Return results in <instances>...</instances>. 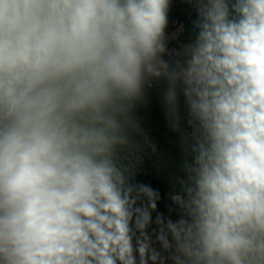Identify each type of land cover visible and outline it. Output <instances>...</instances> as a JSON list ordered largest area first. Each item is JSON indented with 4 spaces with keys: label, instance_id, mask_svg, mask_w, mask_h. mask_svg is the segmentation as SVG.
<instances>
[{
    "label": "rangeland",
    "instance_id": "obj_1",
    "mask_svg": "<svg viewBox=\"0 0 264 264\" xmlns=\"http://www.w3.org/2000/svg\"><path fill=\"white\" fill-rule=\"evenodd\" d=\"M35 4L39 6V20L42 22L47 24L50 20L62 19L54 4H48L45 0L42 3L35 1ZM172 7L176 12L173 28L137 50L145 86L149 82L154 84L156 78L161 76L190 85L205 81L214 74L210 56L191 33L194 28L200 27L201 17L218 8V0H176ZM17 52L16 64L23 55L20 45ZM246 57L241 49L235 53V61L229 70L231 80L220 86L219 90H214L207 104L202 106V111L206 113L205 122L194 130L196 137L206 139L202 146L207 164L196 168L201 178L211 177V174L217 177V174L228 170L225 163L211 160L213 148L210 137L215 130L242 132L245 145L255 149L247 132L253 102L262 103L264 94L251 95L235 79L241 76ZM5 88L14 102L18 91L16 77L8 81ZM82 113L89 115L90 121H109L105 108L95 114L81 106H74L70 110L67 123L59 133V141L50 149L47 163L55 178L54 183L49 185L47 195L50 205L47 220L37 211L40 194L35 190V185L19 182L14 173L17 153L30 149L25 129L18 122L0 125V145L5 141L12 145L7 172L0 162V207L3 212L13 211L0 214V237L15 245L21 241L27 242L23 251L9 247L8 253L17 254L19 258V253H37L39 264H52L58 238L50 240L43 236L34 244L31 242L30 228H27L32 224L23 220L19 229L20 215H28V211L32 210L38 213L39 226L50 229L68 225L73 236L80 231V241L74 238L71 243L76 252V264H237L243 258L242 250L256 251L264 246L263 219L254 214L253 209L245 210L248 187L249 193L253 194L251 185H247L253 173L249 163L239 166L238 183L232 182L233 187L222 198L219 192L213 195L200 193L201 221L195 223L186 211L179 221L165 220L157 209L161 203L169 202L170 193L174 190L172 184H167L176 171L173 147L163 146L166 149L164 159L138 165L118 150L113 151L117 155L116 160H103L101 151L105 144H101L97 158L88 160L91 177L80 178L81 161L75 157L73 142L81 136L77 130L75 133L71 124L83 121L80 119ZM103 141L105 143V138ZM146 147L154 148L151 144H146ZM10 176L14 178L10 179ZM23 191H28V196L22 195L25 194ZM13 192L26 199L28 203L23 204L25 208L10 206L8 197ZM187 195L193 199L192 190ZM140 199L145 206L150 203L155 207L156 213L150 222L144 219L142 210L135 204ZM172 201L174 205L184 203L180 196H173ZM22 209L26 211L22 212Z\"/></svg>",
    "mask_w": 264,
    "mask_h": 264
},
{
    "label": "trees",
    "instance_id": "obj_2",
    "mask_svg": "<svg viewBox=\"0 0 264 264\" xmlns=\"http://www.w3.org/2000/svg\"><path fill=\"white\" fill-rule=\"evenodd\" d=\"M35 1L33 0L34 3ZM42 1L40 0L41 3ZM45 1L55 5L56 9L60 11L61 20L70 17L86 29L91 27L113 49L116 47L119 37L123 35H133L134 47L137 50L142 49L146 44L173 28L176 15L175 7H171V13L166 24L155 14L151 17H145L142 15V10L136 8L137 0ZM146 2L154 3L158 0H146ZM62 5L63 7H61ZM52 15L54 16V12ZM117 17H129L128 27L117 26L114 28L113 22L116 21ZM143 20H147L146 26L140 23ZM247 20L245 0H218V8L201 17L199 20L200 27L194 28L191 33L210 56L214 74L205 81L190 85H183L180 81L169 80L165 76H161L156 78V82L152 84V88L149 90L152 104L141 113V120L152 130L162 146L173 147L172 153L175 156L176 171L173 173V178L169 182L167 181V184L174 186V190L170 193L169 202L161 203L157 209L159 215H163L165 220L179 221L186 211L195 223L201 221L200 193L213 195L219 192L222 198L224 193L233 187V184L239 179V166L249 163L253 168V173L247 185H251L253 194L249 193L248 187L245 210L248 212L249 208L253 209V213L257 214L264 222V100L258 104L253 102L251 123L247 132L255 149L245 145L244 133L217 129L210 137V145L213 148L211 160L217 159L222 164L225 163L228 170L217 174V177L211 174V177L204 178L199 177L196 172L198 166L205 165L208 161L203 154L202 146L206 139L200 136L196 137L197 134L194 131L196 126L205 122L203 120L206 118V113L202 111V106L207 104L209 96L214 90H219L220 86H224L231 80L229 70L232 68L231 63L235 61V53L241 49L240 39L246 34ZM188 28L191 29V27ZM19 45L21 46L19 39L9 38L6 41L0 34V68L4 65L6 53L9 65L13 67L16 65L15 62L19 55L17 47ZM253 62H255V58L247 56L243 61L241 76L235 77V79L238 80L239 86L247 88V92L251 95L255 93L264 94V73H261V78L257 80L256 74L250 71ZM14 77L11 72L7 79L0 77V89H4L7 82L13 80ZM105 112L106 117H109L106 108ZM80 119L83 121H78L79 123L76 122L75 125L71 124V127L73 126L75 133L77 130L81 136L73 142V147L75 157L81 161L79 176L83 178L92 175V171L89 169L91 164H88V160H94L100 154L99 145L105 144L101 151L103 160L106 158L116 160L117 155L113 153L115 150L111 144L109 121L108 123L90 121L89 115L84 113ZM13 178L10 176V179ZM190 190L193 191V199L187 195ZM23 192L25 194L22 195L28 196V191ZM17 194L16 192L10 194L8 203L10 206L25 208L24 206L28 202L26 199H22V195ZM173 196L182 197L183 205H174ZM135 204L142 210L144 219H148L147 221L150 222V219L153 218L152 215L156 213L155 207L150 203L145 206L141 199ZM25 211L22 209V212ZM6 212L13 211L10 209ZM6 212H3L2 207H0V214ZM37 214L33 210L28 211V215L22 213L18 219L19 229L23 225V220L32 224V227L28 225L27 228H30L31 242L34 244H37L43 236L50 240L57 237L56 255L53 256L52 264H76V252L71 243L74 238L77 239H75L76 241H80L82 236L80 231H76L73 236L68 225L50 229L45 228L44 225L39 226ZM9 245L10 247L14 246L12 249L23 251L27 242L21 241L18 245L9 243ZM11 253L8 255L14 264H20L22 261L23 264H39L37 253H19L22 259L17 254ZM32 260L36 262H32Z\"/></svg>",
    "mask_w": 264,
    "mask_h": 264
},
{
    "label": "clouds",
    "instance_id": "obj_3",
    "mask_svg": "<svg viewBox=\"0 0 264 264\" xmlns=\"http://www.w3.org/2000/svg\"><path fill=\"white\" fill-rule=\"evenodd\" d=\"M174 3L176 0H137L136 8L142 10L143 16L155 14L166 24ZM245 3L248 20L240 45L244 55L255 58L250 71L259 80L264 73V0ZM39 15V6L33 0H0V34L6 41L19 39L23 50L14 67L9 65L6 53L0 68V77L7 79L11 72L18 87L14 102L6 88L0 89V125L18 122L25 129L30 149L17 153L14 173L19 182L35 185L40 194L37 211L47 220L49 185L55 181L47 166L50 149L59 141V133L74 106L92 114L106 108L113 149L138 165L164 159L166 149L141 120V113L152 104V84L145 86L142 81L133 35L120 36L113 49L96 30L86 29L70 17L46 24L38 19ZM129 19L117 17L113 27H128ZM140 23L146 26L147 20ZM11 158L12 145L5 141L0 145V162L5 172ZM9 247L0 237V264H14L7 253ZM242 256L237 264H264V246L256 251L242 250Z\"/></svg>",
    "mask_w": 264,
    "mask_h": 264
}]
</instances>
